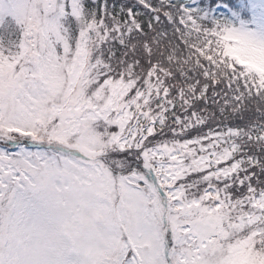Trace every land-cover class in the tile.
<instances>
[{
	"label": "snow or ice",
	"instance_id": "1",
	"mask_svg": "<svg viewBox=\"0 0 264 264\" xmlns=\"http://www.w3.org/2000/svg\"><path fill=\"white\" fill-rule=\"evenodd\" d=\"M0 264H264V0H0Z\"/></svg>",
	"mask_w": 264,
	"mask_h": 264
}]
</instances>
